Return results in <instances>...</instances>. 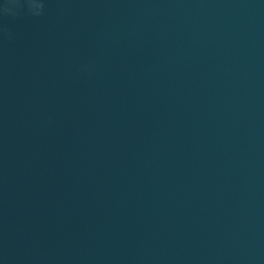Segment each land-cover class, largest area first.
<instances>
[{"label":"water","instance_id":"obj_1","mask_svg":"<svg viewBox=\"0 0 264 264\" xmlns=\"http://www.w3.org/2000/svg\"><path fill=\"white\" fill-rule=\"evenodd\" d=\"M0 0V264H264V0Z\"/></svg>","mask_w":264,"mask_h":264},{"label":"clouds","instance_id":"obj_2","mask_svg":"<svg viewBox=\"0 0 264 264\" xmlns=\"http://www.w3.org/2000/svg\"><path fill=\"white\" fill-rule=\"evenodd\" d=\"M10 5L11 6H6L4 8V12H10L13 11V9L18 6V0H10Z\"/></svg>","mask_w":264,"mask_h":264}]
</instances>
